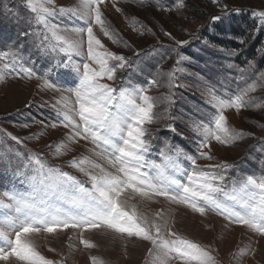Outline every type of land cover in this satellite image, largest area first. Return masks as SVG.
<instances>
[{
	"label": "rangeland",
	"instance_id": "rangeland-1",
	"mask_svg": "<svg viewBox=\"0 0 264 264\" xmlns=\"http://www.w3.org/2000/svg\"><path fill=\"white\" fill-rule=\"evenodd\" d=\"M192 1L105 0L102 12L117 42L104 36L98 26L94 32L107 50L123 55L128 63L116 72L114 80L100 82L111 85L117 92L130 86L144 88L152 98L156 121L143 125L152 138L146 157L150 162L166 165L171 150H178L183 155L195 156V167L205 171H211L207 165L227 163L231 167L225 175L231 180L247 176L259 179L264 177V81L260 79L264 73V21L255 14L264 11V0H201L206 4L203 10L193 9ZM78 4L79 0H55L57 8H74ZM5 6L10 10L7 13ZM32 16L25 0H0V53L9 54V59L0 60V133H11L22 141L17 144L0 135L3 141L0 151L12 150L10 162L0 161V200L5 203L11 202L5 193L26 189L16 173L23 170L29 153L39 156L46 166L58 167L75 176L86 188H91V182L88 176L70 166L74 158L87 157L113 174H117L119 167L108 163L104 158L107 153L97 156L95 152L100 149L90 139L68 140L72 129L64 127L62 113L67 112L82 124L79 103L74 93L68 91L78 84H73L63 69L55 68L56 62L64 59L63 54L42 56L35 47V38L24 35L39 27L29 24ZM215 16L221 19L213 20ZM52 22L62 28L83 26L82 21L67 15L52 18ZM215 38L220 41L215 42ZM177 41L188 43L181 46ZM257 41L261 43L253 58L250 49ZM13 53L23 58L24 67L30 68L34 75L29 77L20 72L18 66L15 71L4 68ZM73 61L87 62L84 56H73ZM153 79L156 83L150 84ZM46 83L57 85L59 90L47 87ZM253 83L255 91H249L244 98L247 106L224 111L228 127L243 133L242 138L223 144L212 139L210 148H198L202 133L195 129L208 126L216 112L212 94L230 99ZM137 102L142 103L139 99ZM53 124L56 127H51ZM58 148L63 154H57ZM201 151L213 159L200 157ZM180 163L182 168L194 167L183 158ZM88 170L94 175L101 174L96 168ZM177 178L183 179L180 174ZM122 199L127 200L128 210L135 206L137 213L150 224L167 221L172 232L210 250L217 264H264V236L215 211L201 215L184 204L171 203L164 197L141 198L131 190ZM220 199L227 203L226 197ZM7 212L0 209V214ZM162 235L173 238L163 231ZM31 239L37 250L56 264H92L91 257H97L103 264H160L157 256L164 259L150 241L103 228L84 230L82 235L71 228L53 234L42 232ZM82 239L95 247H84ZM167 264L185 262L168 258Z\"/></svg>",
	"mask_w": 264,
	"mask_h": 264
},
{
	"label": "snow or ice",
	"instance_id": "snow-or-ice-1",
	"mask_svg": "<svg viewBox=\"0 0 264 264\" xmlns=\"http://www.w3.org/2000/svg\"><path fill=\"white\" fill-rule=\"evenodd\" d=\"M104 3L105 0H79L74 8H57L55 0H25V6L33 14L29 24L39 27L24 35L35 38V47L42 56L63 54L64 59L58 60L55 68L63 69L73 84H78L68 91L74 93L79 103L78 115L82 121V124H78L67 112L62 113L66 121L64 127L72 129L68 140L90 139L100 149L95 152L97 156L107 153L104 158L108 163L113 167L119 165L117 174L107 172L87 157L74 158L70 166L88 176L91 182V188H86L75 176L58 167L46 166L39 156L29 153L23 170L16 173L26 185L25 191L5 193L10 203L0 200V209L8 210L0 214V261L4 264H56L37 250L31 237L69 228L79 230L82 235L84 230L103 228L150 241L164 258L157 256L160 264H167L168 258L182 259L185 264L192 261L196 264H217L210 250L172 232L167 221L150 224L137 213L135 206L128 210L127 200L122 197L131 190L132 194H138L141 198L164 197L171 203L184 204L201 215L215 211L231 222L245 225L264 236V177L257 179L247 176L233 181L225 175L231 165H207L211 171H205L195 167V156L183 155L178 150H171L166 165L146 159L152 147V138L143 125L156 121L152 98L144 88L130 86L117 92L111 85L100 82L104 79L114 80L116 72L124 69L128 63L123 55L107 50L94 32V27L98 26L104 36L117 42L104 19ZM180 6L183 7V4ZM4 11L7 13L10 10L5 6ZM234 11L238 12L239 9ZM65 15L76 17L83 22V26L62 28L52 22V18ZM255 15L264 21V11ZM220 19V16L213 17V20ZM166 35L171 36L170 33ZM177 43L182 46L188 41ZM73 56H84L87 62L76 63ZM4 59H9L8 53H0V60ZM113 61L115 63H111ZM15 66L29 77L34 75L30 68L24 67L23 58L13 53L4 68L15 71ZM260 79L264 81V73L260 74ZM149 83L155 84L156 80ZM46 86L59 90L55 84L46 83ZM255 87L253 83L245 92L230 99L212 94L216 112L208 126L200 125L195 129L202 133L198 148H210L209 141L212 139L223 144L242 138L243 133L228 127L224 111L229 107L239 110L247 106L244 98L249 91H255ZM138 99L142 103H138ZM0 135L9 137L17 144L22 142L11 133ZM60 146H63V142H60ZM11 152V149L0 151V161L10 162ZM57 154H63L59 148ZM15 155L20 156V153ZM199 156L213 159L203 151L199 152ZM181 158L190 161L194 167L182 168ZM89 167L99 169L101 174H92ZM153 171L155 174L151 175ZM177 174L183 179L177 178ZM221 196L226 197L227 203L222 202ZM162 231L173 238H166ZM81 243L89 249L95 247L87 239H82ZM91 261L92 264H103L97 257H91Z\"/></svg>",
	"mask_w": 264,
	"mask_h": 264
},
{
	"label": "trees",
	"instance_id": "trees-1",
	"mask_svg": "<svg viewBox=\"0 0 264 264\" xmlns=\"http://www.w3.org/2000/svg\"><path fill=\"white\" fill-rule=\"evenodd\" d=\"M190 6L193 7V9L195 10H203V9H206V4L204 2H202L201 0H193L191 3H190ZM208 8V7H207ZM209 10V8H208ZM210 10H213V7H210ZM215 42H219L220 40L218 38H215L214 40ZM261 42H255L253 44V47L250 49L252 50L250 52V54L253 56V58L256 56V49L258 48L257 46L260 44Z\"/></svg>",
	"mask_w": 264,
	"mask_h": 264
},
{
	"label": "bare ground",
	"instance_id": "bare-ground-1",
	"mask_svg": "<svg viewBox=\"0 0 264 264\" xmlns=\"http://www.w3.org/2000/svg\"><path fill=\"white\" fill-rule=\"evenodd\" d=\"M217 219V218H216ZM230 224V223H229Z\"/></svg>",
	"mask_w": 264,
	"mask_h": 264
}]
</instances>
